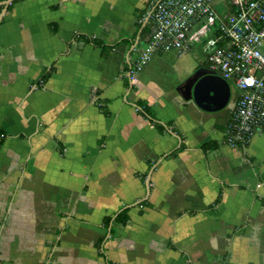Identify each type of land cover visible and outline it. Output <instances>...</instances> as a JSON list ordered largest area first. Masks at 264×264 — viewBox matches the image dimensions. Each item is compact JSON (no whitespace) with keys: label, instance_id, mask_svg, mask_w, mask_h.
<instances>
[{"label":"crops","instance_id":"obj_1","mask_svg":"<svg viewBox=\"0 0 264 264\" xmlns=\"http://www.w3.org/2000/svg\"><path fill=\"white\" fill-rule=\"evenodd\" d=\"M149 13L0 0V264H264V133L225 143L234 80L220 109L177 91L200 44L130 84Z\"/></svg>","mask_w":264,"mask_h":264},{"label":"built area","instance_id":"obj_2","mask_svg":"<svg viewBox=\"0 0 264 264\" xmlns=\"http://www.w3.org/2000/svg\"><path fill=\"white\" fill-rule=\"evenodd\" d=\"M220 15L215 0H149L151 32L134 65L131 85L152 55L172 49L186 52L200 44L208 69L240 92L225 129V143L244 147L254 132L264 133V0H225Z\"/></svg>","mask_w":264,"mask_h":264},{"label":"water","instance_id":"obj_3","mask_svg":"<svg viewBox=\"0 0 264 264\" xmlns=\"http://www.w3.org/2000/svg\"><path fill=\"white\" fill-rule=\"evenodd\" d=\"M177 91L184 100L193 101L206 110L222 108L230 95L228 83L206 67L193 71Z\"/></svg>","mask_w":264,"mask_h":264},{"label":"trees","instance_id":"obj_4","mask_svg":"<svg viewBox=\"0 0 264 264\" xmlns=\"http://www.w3.org/2000/svg\"><path fill=\"white\" fill-rule=\"evenodd\" d=\"M122 213H123V212H122ZM122 213H121V214H122ZM119 218H120V217H119Z\"/></svg>","mask_w":264,"mask_h":264}]
</instances>
